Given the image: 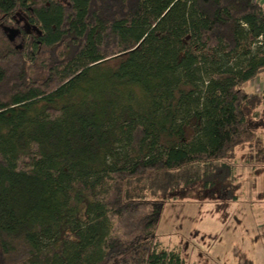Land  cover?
Listing matches in <instances>:
<instances>
[{
  "label": "trees",
  "instance_id": "1",
  "mask_svg": "<svg viewBox=\"0 0 264 264\" xmlns=\"http://www.w3.org/2000/svg\"><path fill=\"white\" fill-rule=\"evenodd\" d=\"M262 72L261 0H0V264H183L163 207L235 199Z\"/></svg>",
  "mask_w": 264,
  "mask_h": 264
},
{
  "label": "rangeland",
  "instance_id": "2",
  "mask_svg": "<svg viewBox=\"0 0 264 264\" xmlns=\"http://www.w3.org/2000/svg\"><path fill=\"white\" fill-rule=\"evenodd\" d=\"M23 27L20 21L19 28ZM14 44L19 45V39ZM117 63L118 59H112L106 65ZM243 89L250 94L264 93V89L258 90V77ZM248 118L259 144L235 149L231 184L235 199L224 197L225 193L219 197L217 189L203 191L197 184L174 192L163 207L154 240L161 248L178 253L183 264L264 263V98ZM31 163L23 158L18 169L25 170Z\"/></svg>",
  "mask_w": 264,
  "mask_h": 264
},
{
  "label": "crops",
  "instance_id": "3",
  "mask_svg": "<svg viewBox=\"0 0 264 264\" xmlns=\"http://www.w3.org/2000/svg\"><path fill=\"white\" fill-rule=\"evenodd\" d=\"M262 1V5H263V7H264V0H261ZM264 83V74L263 73H261L259 76H258V90L260 91V90H262V84ZM262 264H264L263 263V260H262Z\"/></svg>",
  "mask_w": 264,
  "mask_h": 264
},
{
  "label": "built area",
  "instance_id": "4",
  "mask_svg": "<svg viewBox=\"0 0 264 264\" xmlns=\"http://www.w3.org/2000/svg\"><path fill=\"white\" fill-rule=\"evenodd\" d=\"M261 88L264 89V83L262 84V87Z\"/></svg>",
  "mask_w": 264,
  "mask_h": 264
}]
</instances>
